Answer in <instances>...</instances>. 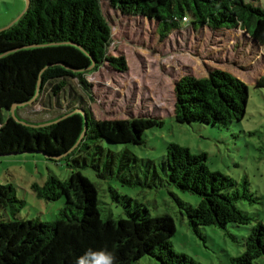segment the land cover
<instances>
[{
    "label": "trees",
    "instance_id": "1",
    "mask_svg": "<svg viewBox=\"0 0 264 264\" xmlns=\"http://www.w3.org/2000/svg\"><path fill=\"white\" fill-rule=\"evenodd\" d=\"M106 1L123 16L155 21L162 36L185 26L250 30L264 21V8L258 0ZM110 41L111 27L101 0H29L19 20L0 31V110L30 101L39 78L40 95L48 89L49 101L53 98L58 105L60 100L66 101L68 106L60 115L42 121L18 115V110L28 105L17 108L16 116L29 124L58 121L32 127L10 116L0 126V156L40 154L49 161L63 159L73 167L91 165L99 171V156L105 146L142 145L145 132L162 125V118L155 115L99 121L80 105L82 98L72 81L88 90L84 76L105 63L113 70H126L122 57L108 55ZM174 95L172 116L176 123L228 127L243 119L248 87L231 73L213 68L203 78H180ZM78 105L86 118L85 131L83 115L75 112ZM165 150L160 163L164 177L160 179L154 169L145 174V180L150 175L152 182L159 178L167 186L200 198L196 206L176 199L192 231L201 237L200 230L206 226L249 227L243 252L231 261L253 264L264 257V224L238 206L242 202L262 205L264 195L256 196L245 178L237 181L209 171L204 153L191 154L175 143H168ZM109 157L104 172L114 175L115 157L110 152ZM119 169L125 171L123 165ZM121 179L128 185L140 183L138 175L130 172L128 178L124 175ZM31 189L44 201H61V208L50 222L21 220L17 215L23 201L16 198L12 185L0 183V264H106L109 259L111 264H138L144 257L159 264H200L173 251L175 227L170 216L152 217L146 208L112 189V200L122 206L126 217L103 219L94 185L79 172L65 180L50 174L43 184H33Z\"/></svg>",
    "mask_w": 264,
    "mask_h": 264
},
{
    "label": "rangeland",
    "instance_id": "2",
    "mask_svg": "<svg viewBox=\"0 0 264 264\" xmlns=\"http://www.w3.org/2000/svg\"><path fill=\"white\" fill-rule=\"evenodd\" d=\"M258 2L264 8V0ZM25 5V0H0V28L17 18ZM101 8L111 27L108 55L122 57L126 70L116 71L105 63L84 76L90 85L88 90L77 80L72 81L71 85L82 98L80 105L88 108L99 121L155 115L163 123L145 132L142 145L105 146L99 156V171L91 165L76 168L63 159L49 161L40 154L0 158V183L12 185L16 198L24 203L17 217L41 223L54 220L62 202L38 198L31 186L43 184L50 174L65 180L71 173L79 172L94 185L103 219L126 217L122 206L113 202L112 189L118 195L131 198L132 204L136 202L146 208L152 217L170 216L175 227L171 245L176 253L185 254L200 264H237L231 259L243 252L249 227L206 226L200 230L201 237L197 236L188 226L186 216L180 214L176 199L196 206L200 198L160 182L159 178L164 177L160 163L166 145L175 143L191 154L204 153L209 171L237 181L245 178L256 196L264 195V21L250 30L238 27L194 30L185 26L162 36L155 21L123 16L106 0H101ZM213 68L225 70L247 85L248 101L243 119L228 127L176 123L172 116L175 83L184 76L206 77ZM48 99V89H45L31 104L20 108L18 115L42 121L67 110L66 101L60 100L58 105L53 98ZM78 110H81L79 105L75 111ZM10 116L7 109L0 110V126ZM109 152L115 157L114 175L104 172L110 160ZM117 164L123 165L125 171L118 172ZM154 169L159 178L152 182L149 175L145 180V174ZM129 172L132 176L138 175L139 184L128 185L122 181L124 175L128 178ZM238 206L264 224V204L242 202ZM0 218H3L1 212ZM138 264L159 262L144 257ZM253 264H264V257Z\"/></svg>",
    "mask_w": 264,
    "mask_h": 264
},
{
    "label": "water",
    "instance_id": "3",
    "mask_svg": "<svg viewBox=\"0 0 264 264\" xmlns=\"http://www.w3.org/2000/svg\"><path fill=\"white\" fill-rule=\"evenodd\" d=\"M26 1V5H25V8H24V10L22 11V13L17 17V18H15L8 26H6V27H4V28H0V31H3V30H6V29H8V28H10L15 22H17L18 20H19V18L27 11V9H28V7H29V0H25ZM92 68V66H90L89 68H88V70L89 69H91ZM41 83H42V80H41V78H39L38 79V82H37V87H36V92H35V94H34V96L32 97V99L30 100V101H28V102H26V103H19V104H13L9 109H8V111H10V114H11V118L14 120V121H16V122H19V123H21V124H23V125H27V126H32V127H38V126H46V125H50V124H52V123H56L58 120H56V121H53V122H48V123H45V124H41V125H34V124H29V123H26L25 121H22V120H20L17 116H16V114H15V111H16V109L17 108H19V107H24V106H26V105H29V104H31L36 98H37V96L39 95V92H40V86H41ZM75 112H79V113H81L82 115H83V117H84V131L86 130V128H87V125H86V118H85V116H84V113L81 111V110H78V111H75ZM66 116H68V115H66ZM66 116H63L62 118H64V117H66ZM84 134V132L82 133V135ZM15 155H18V154H14V153H10V154H5V155H1L0 156V158H2V157H9V156H15ZM66 154H64V155H62V156H59V157H55V159H60V158H62V157H64Z\"/></svg>",
    "mask_w": 264,
    "mask_h": 264
},
{
    "label": "clouds",
    "instance_id": "4",
    "mask_svg": "<svg viewBox=\"0 0 264 264\" xmlns=\"http://www.w3.org/2000/svg\"><path fill=\"white\" fill-rule=\"evenodd\" d=\"M106 264H111V260L109 259V260L106 262Z\"/></svg>",
    "mask_w": 264,
    "mask_h": 264
},
{
    "label": "built area",
    "instance_id": "5",
    "mask_svg": "<svg viewBox=\"0 0 264 264\" xmlns=\"http://www.w3.org/2000/svg\"><path fill=\"white\" fill-rule=\"evenodd\" d=\"M183 20H184V18H183Z\"/></svg>",
    "mask_w": 264,
    "mask_h": 264
}]
</instances>
